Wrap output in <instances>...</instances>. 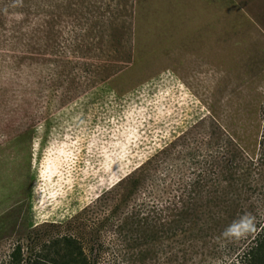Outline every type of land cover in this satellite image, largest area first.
Wrapping results in <instances>:
<instances>
[{"label":"rangeland","instance_id":"rangeland-1","mask_svg":"<svg viewBox=\"0 0 264 264\" xmlns=\"http://www.w3.org/2000/svg\"><path fill=\"white\" fill-rule=\"evenodd\" d=\"M23 1L0 0V26L30 12L37 42H62L77 29L94 49L68 54L83 63L68 81L48 77L43 85L42 61L53 57L42 47L21 81L0 71V264L17 242L26 259L64 235L80 241L89 264H229L255 235L249 227L259 219L247 205L256 192L231 199L235 212L207 230L198 220L217 210H196L198 220L176 232L192 243L187 249L181 236L146 243L128 217L132 201L118 204L106 191L146 161L179 187L167 171L181 166L187 175L195 148L222 132L258 156L264 0Z\"/></svg>","mask_w":264,"mask_h":264},{"label":"trees","instance_id":"trees-1","mask_svg":"<svg viewBox=\"0 0 264 264\" xmlns=\"http://www.w3.org/2000/svg\"><path fill=\"white\" fill-rule=\"evenodd\" d=\"M28 3H31L30 0H24L21 4L29 7ZM16 4H18L17 1ZM28 15L30 12L22 13L20 20L12 21L8 30L0 26V71L6 72L12 69L16 80L21 81L19 79H22L23 75L20 70L24 65L26 67L33 65L36 60L31 55L33 51L42 47L44 51H48L47 56L53 57L42 61L46 68L44 70L41 68L40 76L43 77L40 81L42 83L44 81L43 85L50 84L48 77L55 79L65 76L68 81L72 75L76 76L77 74L71 71L79 69V65L83 63L70 61L68 54L75 53L76 57H82L84 48L86 51L94 49L91 43L88 45L83 43L82 37L86 31L71 29L67 31V37L62 42L54 40L49 43L46 37L37 42L33 35L34 31L28 28L30 24L27 23V17H25ZM45 73H48V76L44 75ZM30 75L24 74V89L31 84ZM261 140L259 154L253 159L242 153L229 133L216 134L205 144V147L197 146L195 153L190 155L192 166L187 175L181 172V166L171 173L167 171L173 180L178 179L182 182L179 187L173 188L166 185L167 175L162 168H159L160 165L146 161L106 192L115 193V196H118V204L132 201L131 211L127 214L131 223L135 225L136 231L144 234L146 243H153L158 236L161 241H166L167 236L169 238L181 236L182 238L178 241L181 244H187V249L193 248L192 243L190 241L182 243L185 235L182 236V233L176 232L183 226H186V231L194 220H198L193 215L196 210L205 213L210 208L217 210L216 216L198 220L200 228L207 230L210 228L209 223L217 225L224 221L222 217L231 209V206L238 205L231 199L236 201L235 197H239L241 192L252 194L256 192V201H248L247 205L252 208L250 212L247 209L248 213L257 214V219H259L249 227L255 235L229 264H259L261 260L264 261V186L258 187V182L262 184L264 182L262 178L264 175V135ZM136 194H140V199L135 198ZM231 210L235 212V208ZM205 237L202 235L198 239ZM227 248L233 252L239 249L233 245H228ZM31 253L25 259L22 244L17 242L8 255V264H89L80 241L69 235L54 239L47 245V248L38 250L35 254ZM146 254L144 253L142 257H146Z\"/></svg>","mask_w":264,"mask_h":264},{"label":"clouds","instance_id":"clouds-1","mask_svg":"<svg viewBox=\"0 0 264 264\" xmlns=\"http://www.w3.org/2000/svg\"><path fill=\"white\" fill-rule=\"evenodd\" d=\"M229 231H231V229H229Z\"/></svg>","mask_w":264,"mask_h":264}]
</instances>
